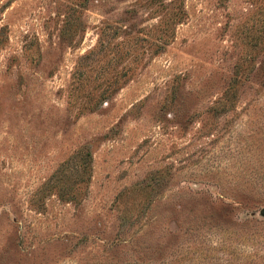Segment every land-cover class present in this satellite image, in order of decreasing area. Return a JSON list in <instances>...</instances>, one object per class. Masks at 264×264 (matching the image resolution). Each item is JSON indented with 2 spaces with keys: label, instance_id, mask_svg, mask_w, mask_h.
Masks as SVG:
<instances>
[{
  "label": "rangeland",
  "instance_id": "obj_1",
  "mask_svg": "<svg viewBox=\"0 0 264 264\" xmlns=\"http://www.w3.org/2000/svg\"><path fill=\"white\" fill-rule=\"evenodd\" d=\"M173 1L0 0V264H264V0Z\"/></svg>",
  "mask_w": 264,
  "mask_h": 264
},
{
  "label": "trees",
  "instance_id": "obj_2",
  "mask_svg": "<svg viewBox=\"0 0 264 264\" xmlns=\"http://www.w3.org/2000/svg\"><path fill=\"white\" fill-rule=\"evenodd\" d=\"M146 1H150V0H146ZM179 1H180V0H175V1H173V3H175V4H173V8L175 9V12H173V14H174L175 17L179 16L180 14H181V15H184V13H185L183 7L180 6V5L178 4ZM261 1H262V0H252L253 3H256V2L260 3ZM151 4H157V2H156V1H152ZM158 6H159V8H161V10H162V9H163V10H168V9L171 8L172 5H169V4H167V3H162V4H159ZM180 7H181V8H180ZM159 10H160V9H159ZM163 10H162V12H163ZM157 12H159V11H157ZM169 12L171 13L172 10H170ZM170 13H169V14H170Z\"/></svg>",
  "mask_w": 264,
  "mask_h": 264
}]
</instances>
